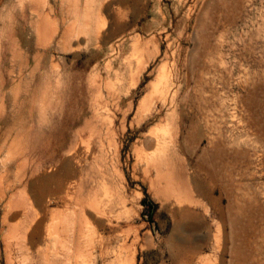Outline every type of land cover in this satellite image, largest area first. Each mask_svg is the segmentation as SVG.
Here are the masks:
<instances>
[{"label":"rangeland","instance_id":"obj_1","mask_svg":"<svg viewBox=\"0 0 264 264\" xmlns=\"http://www.w3.org/2000/svg\"><path fill=\"white\" fill-rule=\"evenodd\" d=\"M66 181L121 217L91 258L51 233ZM0 193V264H264V0H0Z\"/></svg>","mask_w":264,"mask_h":264},{"label":"bare ground","instance_id":"obj_2","mask_svg":"<svg viewBox=\"0 0 264 264\" xmlns=\"http://www.w3.org/2000/svg\"><path fill=\"white\" fill-rule=\"evenodd\" d=\"M88 9V8H87ZM78 11V10H77ZM88 11V10H87ZM86 13V12H85ZM84 13V14H85ZM89 13V12H88ZM86 14L87 17L90 14ZM78 17V14L76 15ZM46 19V18H45ZM46 21V20H45ZM49 21V20H48ZM48 23V22H45ZM50 23V22H49ZM52 23V22H51ZM73 23V22H72ZM79 22H76L75 20V25H69L72 26L70 29L64 31L62 34L63 36H69V32L71 30V32L76 31V24ZM80 24V23H79ZM50 26V25H49ZM82 26V25H81ZM56 27V26H54ZM43 28V27H42ZM49 28V27H47ZM53 28V25H52ZM58 28V27H57ZM45 29V28H44ZM43 29V30H44ZM50 29V28H49ZM80 28H78L79 30ZM46 30V29H45ZM52 30V29H50ZM49 30V31H50ZM88 33L90 30V24L89 22H84L83 26L80 29V33H83L82 31ZM48 29L46 30L47 33ZM54 31V30H53ZM79 32V31H78ZM44 33V32H43ZM51 33V31H50ZM54 34L56 33V29L55 32H53ZM52 33V34H53ZM53 34V35H54ZM85 34V33H84ZM79 35V33H78ZM46 35H44L45 37ZM52 36V35H51ZM166 79V78H165ZM161 82V81H160ZM167 82V81H166ZM164 83V82H163ZM166 85V84H165ZM170 85V84H169ZM172 85V84H171ZM160 86V85H159ZM167 88V86H165ZM169 87V86H168ZM169 89V88H168ZM167 90V89H166ZM171 90V89H170ZM159 91V87L156 86L155 87V92ZM161 91V90H160ZM168 91V90H167ZM166 91V92H167ZM163 93V92H162ZM174 93V92H173ZM159 94V93H158ZM167 94V93H166ZM170 94V93H169ZM163 98L164 95L162 94ZM167 96V95H166ZM169 97V96H168ZM174 97V96H173ZM168 98L166 97L165 100H167ZM172 99V96H171ZM202 101V100H201ZM200 101V102H201ZM145 107V106H144ZM144 117V116H143ZM96 136V135H95ZM147 138V136H146ZM145 138V139H146ZM175 137L172 136L171 140H173ZM151 140V142H153L156 145V149L158 151V154H150V155H146L143 152H141L139 154V157L142 160H145L148 168H154L156 170L157 173V179L156 180H152V185L153 187H157V189H161L160 192L162 193H169L167 195H170L168 197H174L175 202L179 205L182 206L184 205L185 202H189L192 203L194 202L191 196V194L193 193H189L183 190V187L181 186V184L177 183L176 181H174L171 178V175L169 172H167L166 174H164L161 170V165H162V159L165 157V152H166V148L168 147L166 145L167 140H161L159 137H156L153 134L149 135L148 140ZM92 140H89L86 147H84V151L83 153L86 154V156H88L89 154H91L92 150ZM149 146V145H148ZM165 146H167L165 148ZM79 160V159H78ZM78 160L73 159L69 161L68 164V168L73 172H79L81 169L80 168V162H78ZM81 161V160H80ZM161 162V165H160ZM147 168V167H145ZM145 169V170H148ZM151 170V169H150ZM149 170V171H150ZM153 171V170H152ZM148 173V172H147ZM150 173V172H149ZM164 174V175H163ZM82 186L83 184L80 182V184L76 183V182H72V181H66L63 184L60 185L61 189H64V193H66V198L63 200L62 202L64 204V206H66L67 211L65 213H51V224H52V231H49V233L51 232L53 234V236H56L57 242H59L63 247L68 246L70 243H72L73 239H75L77 236L81 239L83 237H85L84 239L86 240L85 246H81L80 248L77 247V250L79 251V253H87L88 257H92L93 254L96 251V245L95 243H104L105 239L104 237H100V239H97V235H95L94 233H92L89 229H86V227L88 226V224H94L100 228H108L109 229V233L111 234L110 237H118L120 232H122V228L120 227L119 223V219L120 214L117 216L113 215V211L112 209L114 208V206H116V202L114 201V199H110L109 203H107L105 206H100L97 203L95 204H91L90 207L92 208L91 211L87 212L85 211V205H84V201L80 199V196H77L76 198L72 195L74 194H80L82 193ZM77 188V192H73V190L75 189L76 191ZM43 190V189H42ZM41 191V190H40ZM158 192V191H157ZM159 193V192H158ZM1 194V193H0ZM162 195V194H161ZM165 195V194H164ZM163 196V195H162ZM4 197V195H3ZM165 197V196H164ZM163 197V198H164ZM41 198H43V196L41 195ZM167 197H165L166 199ZM4 199V198H3ZM50 199V198H49ZM61 199V198H59ZM52 200V199H51ZM168 200V199H167ZM170 200V199H169ZM25 201V200H24ZM36 204L39 206L40 205H44L43 204V200H41L40 198H36ZM56 201V200H55ZM23 203V202H22ZM127 203V200L125 197H123L119 204H122L123 207H125V204ZM49 204V203H48ZM187 204V203H186ZM195 204V203H194ZM24 205V204H23ZM58 205V203H57ZM188 205V204H187ZM192 205V204H191ZM30 212V210H27ZM49 211V210H48ZM51 211V210H50ZM36 214V213H35ZM40 215V212H39ZM38 215V216H39ZM37 216V217H38ZM35 217V215H34ZM32 217V218H34ZM32 218H30L31 220H33ZM36 218V217H35ZM34 218V219H35ZM39 218V217H38ZM37 219V218H36ZM30 220V221H31ZM34 221V220H33ZM116 221V222H115ZM29 222V221H28ZM32 222V221H31ZM35 222V221H34ZM30 225V224H28ZM33 225V224H32ZM31 225V226H32ZM28 227V228H22L21 230L19 228H13L10 230V235H11V240H13V242H15L16 245L18 246H23L24 243H29L31 244L32 240H33V234L31 235V229L32 227ZM50 229V228H49ZM38 230V229H37ZM36 231V229H35ZM46 231V232H48ZM33 232V231H32ZM48 234V233H47ZM51 234V235H52ZM77 234V235H76ZM49 235V236H51ZM126 237H124L125 241L129 240V234L124 235ZM105 239V240H104ZM102 243V244H103ZM86 255V254H85ZM46 258H48V256H46ZM49 261V260H48ZM90 262V261H89ZM92 262V260H91ZM90 262V263H91ZM50 263V262H48Z\"/></svg>","mask_w":264,"mask_h":264}]
</instances>
